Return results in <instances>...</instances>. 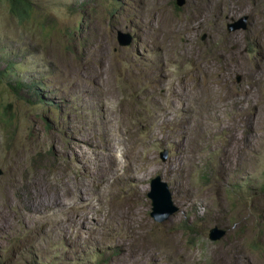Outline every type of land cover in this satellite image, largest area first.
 <instances>
[{
    "label": "rangeland",
    "instance_id": "rangeland-1",
    "mask_svg": "<svg viewBox=\"0 0 264 264\" xmlns=\"http://www.w3.org/2000/svg\"><path fill=\"white\" fill-rule=\"evenodd\" d=\"M183 1L0 0V264H264V0Z\"/></svg>",
    "mask_w": 264,
    "mask_h": 264
},
{
    "label": "water",
    "instance_id": "water-1",
    "mask_svg": "<svg viewBox=\"0 0 264 264\" xmlns=\"http://www.w3.org/2000/svg\"><path fill=\"white\" fill-rule=\"evenodd\" d=\"M183 3V0H177L176 5L180 7ZM230 30H232V27ZM117 43L120 47H126L130 45L131 39L128 35L118 33ZM147 198L151 203V212L149 216L156 222L162 221L164 217L177 211L172 205L167 185L163 183L159 177H156L150 182V190L147 194ZM223 235L224 232L212 229L209 233V240L211 242L218 241Z\"/></svg>",
    "mask_w": 264,
    "mask_h": 264
},
{
    "label": "trees",
    "instance_id": "trees-1",
    "mask_svg": "<svg viewBox=\"0 0 264 264\" xmlns=\"http://www.w3.org/2000/svg\"><path fill=\"white\" fill-rule=\"evenodd\" d=\"M4 1L8 4L9 14L14 18L21 20V19H27V17H29L30 13H29L28 0H4ZM2 76H3V72H0V85L2 84ZM16 87L21 89H26L27 91L32 90L30 89V87L22 83H17ZM12 89L13 87H11V90ZM4 115L5 112L2 113L1 119L4 117Z\"/></svg>",
    "mask_w": 264,
    "mask_h": 264
},
{
    "label": "bare ground",
    "instance_id": "bare-ground-1",
    "mask_svg": "<svg viewBox=\"0 0 264 264\" xmlns=\"http://www.w3.org/2000/svg\"><path fill=\"white\" fill-rule=\"evenodd\" d=\"M139 57H140V55H139ZM145 62V61H144ZM147 62V61H146ZM146 64V63H145ZM144 66V65H143ZM144 68V67H143ZM145 68H146V66H145ZM143 70H145V69H143ZM147 71V70H146ZM142 72V71H141ZM148 75H149V73H147ZM143 75V74H142ZM140 77V76H139ZM143 77V76H142ZM141 78V77H140ZM142 80H144V79H141V81ZM146 81V80H145ZM143 82V81H142ZM145 84V83H144ZM235 147V146H234ZM181 149V148H180ZM186 149V148H185ZM235 149H236V147H235ZM187 150V149H186ZM182 151V150H181ZM184 153V152H183ZM184 159H186V158H184ZM169 171V170H168ZM164 173H166V172H164ZM166 176V175H165ZM136 183H140V182H136ZM132 188L134 187V186H131ZM130 188V187H129ZM129 188L127 189L128 191H131V190H129ZM134 190H135V187L133 188ZM127 191V192H128Z\"/></svg>",
    "mask_w": 264,
    "mask_h": 264
}]
</instances>
